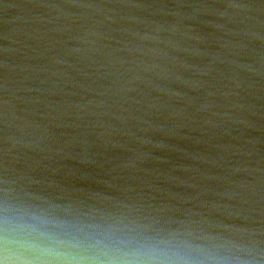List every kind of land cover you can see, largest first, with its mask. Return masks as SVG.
Listing matches in <instances>:
<instances>
[{"label": "water", "instance_id": "1", "mask_svg": "<svg viewBox=\"0 0 264 264\" xmlns=\"http://www.w3.org/2000/svg\"><path fill=\"white\" fill-rule=\"evenodd\" d=\"M0 264H264V0H0Z\"/></svg>", "mask_w": 264, "mask_h": 264}]
</instances>
